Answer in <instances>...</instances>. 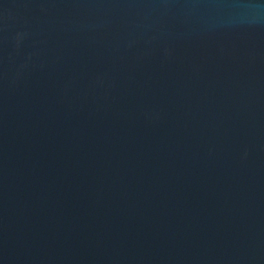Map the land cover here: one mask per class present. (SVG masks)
<instances>
[{
    "label": "water",
    "instance_id": "obj_1",
    "mask_svg": "<svg viewBox=\"0 0 264 264\" xmlns=\"http://www.w3.org/2000/svg\"><path fill=\"white\" fill-rule=\"evenodd\" d=\"M0 264H264V0H0Z\"/></svg>",
    "mask_w": 264,
    "mask_h": 264
}]
</instances>
